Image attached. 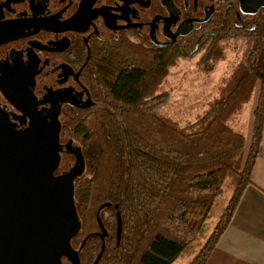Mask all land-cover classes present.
Masks as SVG:
<instances>
[{"label": "trees", "instance_id": "1", "mask_svg": "<svg viewBox=\"0 0 264 264\" xmlns=\"http://www.w3.org/2000/svg\"><path fill=\"white\" fill-rule=\"evenodd\" d=\"M248 36L240 74L184 127L163 110L170 98L163 89L170 69L185 56L139 47L103 66L100 99L105 104L76 127L84 135L88 160L87 176L76 188L85 225L96 226V211L104 203L119 204L122 215L120 253L106 255L102 264H173L200 239L231 178L232 195L188 264H205L216 247L251 183L264 131V23ZM220 42L209 45L212 54L202 61L216 64L224 58ZM255 82L259 88L250 145L237 170L246 140L227 116ZM108 218L110 225L112 216Z\"/></svg>", "mask_w": 264, "mask_h": 264}, {"label": "flooded vegetation", "instance_id": "2", "mask_svg": "<svg viewBox=\"0 0 264 264\" xmlns=\"http://www.w3.org/2000/svg\"><path fill=\"white\" fill-rule=\"evenodd\" d=\"M261 22L264 0H0V147H9L4 135L27 136L34 123L56 147L54 178L69 174L83 157V173L73 180L81 225L69 243L79 264H94L101 252L97 264L117 256L124 236L119 204L104 208L102 227L97 217L94 227L85 225L76 202L88 169L76 127L105 104L103 66L139 47L208 59L212 42L249 35ZM60 261L73 264L68 256Z\"/></svg>", "mask_w": 264, "mask_h": 264}, {"label": "water", "instance_id": "3", "mask_svg": "<svg viewBox=\"0 0 264 264\" xmlns=\"http://www.w3.org/2000/svg\"><path fill=\"white\" fill-rule=\"evenodd\" d=\"M32 124L29 137L4 135L9 147H0V264H61L62 256L79 264L69 243L81 225L73 180L83 173L84 159L78 156L69 174L54 178L52 171L59 161L56 147L45 141L44 127ZM110 205L104 203L97 210L101 227L100 212ZM121 226L119 215V234Z\"/></svg>", "mask_w": 264, "mask_h": 264}, {"label": "rangeland", "instance_id": "4", "mask_svg": "<svg viewBox=\"0 0 264 264\" xmlns=\"http://www.w3.org/2000/svg\"><path fill=\"white\" fill-rule=\"evenodd\" d=\"M248 40L249 36L242 32L221 40L220 43L224 47V58L216 64L212 61H202L204 56L201 54L181 57L177 65L170 69L167 77L163 91H170V98L163 110L183 127L187 123H194L197 115L204 112L208 103L218 96L220 89L232 83L240 74ZM212 64L214 66L210 70ZM258 88V82H255L253 90L242 95L241 103L234 104L228 112V124L244 135L248 133L247 128L253 112L251 106L254 104L253 107H255ZM241 163L242 157L238 165ZM233 187V180L227 179L222 195L216 200L205 221L200 239L187 248L173 264H188L196 256L227 205Z\"/></svg>", "mask_w": 264, "mask_h": 264}, {"label": "crops", "instance_id": "5", "mask_svg": "<svg viewBox=\"0 0 264 264\" xmlns=\"http://www.w3.org/2000/svg\"><path fill=\"white\" fill-rule=\"evenodd\" d=\"M251 103V102H250ZM253 103V102H252ZM254 104L251 110L254 109ZM245 136L246 147L242 152L241 170L251 139V126ZM241 133V131L236 130ZM205 264H264V131L252 174L232 219L220 237Z\"/></svg>", "mask_w": 264, "mask_h": 264}]
</instances>
